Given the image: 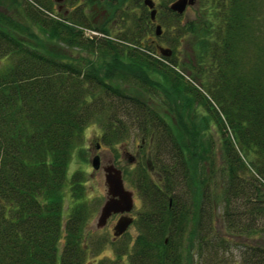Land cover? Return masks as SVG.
Instances as JSON below:
<instances>
[{
  "label": "trees",
  "instance_id": "16d2710c",
  "mask_svg": "<svg viewBox=\"0 0 264 264\" xmlns=\"http://www.w3.org/2000/svg\"><path fill=\"white\" fill-rule=\"evenodd\" d=\"M27 1L30 21L89 58L33 44L18 33L23 27L0 12V60L6 59L0 67V264L85 263L92 248L86 233L91 211L82 173L69 178L67 173L73 148L94 121L103 128L105 145L135 127L162 156L159 182L146 174L139 179L143 209L132 247L121 246L114 257L94 264H264L262 0H198L197 15L186 23L170 9L174 0H166L171 20L161 11L157 17L168 28L167 42L174 47L191 36L189 79L173 55L162 56L153 44L164 31L149 38L156 35L149 12L145 22L133 20L134 27L119 39L107 27L113 12L100 27L85 22L84 15L50 17V0ZM108 1L114 8L115 0ZM83 25L109 37L88 38ZM172 26L175 33H169ZM152 74L162 75L169 87ZM120 81L149 95L161 90L176 117L169 122L152 101L129 93ZM172 86L187 93L188 102L203 105L215 128L206 123L205 140H199L190 109L185 125ZM249 169L254 180H243ZM218 217L242 240L237 260L223 257L230 246L223 230L215 229ZM254 234L260 237L252 239Z\"/></svg>",
  "mask_w": 264,
  "mask_h": 264
},
{
  "label": "rangeland",
  "instance_id": "374dc122",
  "mask_svg": "<svg viewBox=\"0 0 264 264\" xmlns=\"http://www.w3.org/2000/svg\"><path fill=\"white\" fill-rule=\"evenodd\" d=\"M142 1L143 0H115V4L113 6L114 8H112L111 6H109V4L106 3V0H97V2L92 5L88 0H68L61 10H57V3L55 2L56 5L54 3L52 4V10H55L56 12L54 11V16L51 17L63 20L65 18H70V16L72 15H84V18H86L85 22L91 23L92 25L96 26H103V22L108 16V13L112 12L117 7L119 10L116 12L115 18L119 19V21L117 24H114L111 21L107 25V27H111L110 35L112 36V38L120 39L121 37L125 36L126 32L131 31V29L134 27L133 20L141 17L145 22V19L148 16L149 9L143 5ZM153 1L155 2V8H157V11L162 12L161 14L164 20H171L170 15L164 8V3H166L167 1ZM169 3L171 4V1ZM28 5L29 3L27 0H0V12L5 16L11 17L14 23H17L20 27H23L25 29L24 32L19 31L18 33H20L22 37L30 40L33 44L37 45L40 42L39 45H43V43H45L44 45H46V49H48L50 52L67 54L71 55L70 57L83 58L84 60L89 58V54L86 51H83L77 47L67 46L62 40L57 39L53 34L52 36H50L47 32L43 31L42 27L30 21L29 17H27L26 15V7ZM259 5V17L263 18L261 26H264V0H262L261 4ZM198 8V0H195V3L193 5L187 6L185 11L181 14V21H183V23H186L188 20L194 19L197 15ZM67 9L69 10L67 11L68 13L65 12ZM157 20L158 24L161 25V28L165 34L160 39L156 38L157 35L149 34V38H155L159 41L161 46L169 47L172 49V59H175L177 61L178 67L180 69L185 70L183 73L187 75V77H184L189 79L188 75L191 73V70L190 65H188L187 63H190V59H193L190 48V43L192 42L190 38L191 36L186 35L179 40L180 42L176 46H170L171 44L168 43V39H170L171 36L170 34H167L168 28L164 26L165 23L161 22L160 17H157ZM81 28L86 37H91V28L87 27L86 25H83ZM169 30V33H175V28L173 26ZM261 43L264 44V34L261 38ZM95 57L96 56H94L93 59ZM5 62L6 59L0 60V67L4 65ZM151 77L152 79L161 83L163 85V88L169 87V83L166 82L162 75L152 74ZM118 83L122 85L121 88H126L129 93L140 98H147L148 100L152 101L154 107H156V109L160 111V113L164 117L166 116L169 122L172 120L174 113L176 114V111H173L174 109H172L174 113L168 110V107L173 105V103L171 105L167 104V97L164 93H162L161 90H158L157 94L154 93V95H149L146 92L143 93L141 88H129L127 84L121 81ZM171 89H173L175 102H178V106L176 107L177 111L185 114V125L189 126L191 113L188 110L190 109L191 112H193L192 122H194L196 130H198V134L200 137L199 140H202V137L205 140L204 126L206 125V123L209 124L208 126L211 127V130H215V128L213 122L210 119L206 118L205 114L207 113L203 105L190 102V98L188 102V95L187 93H183V90H179L175 86H172ZM162 99L166 101V104H163L164 101L162 102ZM185 99L187 100V105L186 102H183ZM173 107L175 106L173 105ZM175 121L172 122L175 123ZM180 125L182 124H179V126ZM102 130L103 128L98 121L91 122L87 125L84 131L83 141L77 144L72 150V156L67 173L68 178L72 173H82L86 187V197L89 201V209L91 211V218L86 226V233L87 242L89 243V245H91L92 248L90 249L84 264H94L97 259L104 256L114 257L115 252L121 246L127 245L128 249L132 247V243L139 233V228L136 224L138 212L143 209V201L138 189V184L140 185V176L142 174H146L152 177L154 181L159 182V180L157 179L160 171L159 164L157 163L158 160H160L161 155L158 151L159 149L156 147V144H154V142L150 140V137H145L143 140L140 131L135 127H132L125 133V137L122 140H120L119 142H114L111 145H105L100 138ZM99 139L103 143V148L106 149H100L101 152L99 154L101 156V163L104 164L112 160L115 166L117 168H120L123 172L122 177L124 187L133 192L134 207L131 210L130 214L134 217L135 222L133 221V223L128 227L126 234L122 237H114L113 234L114 225L116 224L119 214H113L102 227H97L96 225L100 208L107 198V186L105 183L104 172L102 170L96 171L91 164V160L96 153L92 149V147L94 148L96 142ZM161 149L162 148H160V150ZM215 149L216 160L218 159V162H220L222 160V153L219 144ZM126 154L130 155L133 159L131 161L126 159ZM194 160L198 161L197 158H195ZM161 163L162 161H160V164ZM253 176H255L254 172L249 169L248 172L243 175V180H254ZM68 204L69 201L66 200L65 212L67 211ZM222 212L223 205L221 204L220 209L217 213L218 216H220L219 214H221ZM224 225L225 224L223 217H218L215 221V229H217V233H220V231L223 230V237L226 239V241H229L228 244L230 246L227 249L225 248L227 252H225V255L223 257L229 258V260H232V258L237 260L240 257L242 240L240 237L231 235L230 231L224 229ZM259 237L260 236L257 237V234L251 236L252 239H258ZM246 240H248L249 242H253L251 241V239ZM98 243L99 245L101 244V247L99 248L101 249V251L100 253H95L94 249L98 245ZM205 254H208V252H206ZM228 264L234 263L233 261H231Z\"/></svg>",
  "mask_w": 264,
  "mask_h": 264
},
{
  "label": "water",
  "instance_id": "95a60500",
  "mask_svg": "<svg viewBox=\"0 0 264 264\" xmlns=\"http://www.w3.org/2000/svg\"><path fill=\"white\" fill-rule=\"evenodd\" d=\"M144 4L151 9V20L156 18L155 2L153 0H144ZM195 0H174L170 4V9L177 14H182L187 6L193 5ZM155 32L160 35L162 28L160 24L155 27ZM159 51L164 56H169L172 50L168 47L159 46ZM92 167L97 169L99 167V158L94 156L91 160ZM108 173L105 175V183L107 186V198L103 202L96 225L102 227L113 214H119V217L114 225V237H119L124 234L128 227L133 223L131 210L134 207L133 192L124 187L122 172L115 165H111L106 170Z\"/></svg>",
  "mask_w": 264,
  "mask_h": 264
},
{
  "label": "flooded vegetation",
  "instance_id": "af4514ba",
  "mask_svg": "<svg viewBox=\"0 0 264 264\" xmlns=\"http://www.w3.org/2000/svg\"><path fill=\"white\" fill-rule=\"evenodd\" d=\"M51 1V3L53 4H55V2L57 3V10H61V9H63V6H64V4H66V1H68V0H50ZM90 3H91V5L92 4H94L95 2H97V0H88ZM144 1V0H143ZM142 1V3H143V5H145L144 4V2ZM109 1L108 0H106V3H108ZM72 3V2H71ZM51 7H52V5H51ZM147 7V6H146ZM143 8V7H142ZM148 9H149V13L151 12V9L149 8V7H147ZM119 9L116 7L112 12L114 13V17H113V19H112V22L114 23V24H117L118 23V21H119V19H116L115 18V15H116V12L118 11ZM156 10H157V8H156ZM53 11V10H52ZM55 11V10H54ZM50 12L49 13V16L51 17V16H54V14L53 13H55V12ZM67 11H69L68 9L65 11V12H67ZM158 12V11H157ZM157 12H156V15H157ZM68 13V12H67ZM110 16H111V12H109L108 13V16L105 18V21L103 22V25L105 24V23H107L108 22V20L110 19ZM122 18H123V16H122ZM121 18V19H122ZM158 20H157V17L155 18V20L153 21L152 20V22L155 24V27H156V25L158 24V22H157ZM100 27H102V26H100ZM92 30L93 31H95L96 32V35L97 36H103V37H109L108 35H107V33H105L104 31H102V30H100V29H96V28H92ZM110 31V30H109ZM159 36V35H158ZM153 44L155 45V47H156V49L157 50H159V46H161L160 45V43H158L156 40H153ZM102 142L100 141V139L96 142V144H95V146H94V148L92 147V149L96 152L94 155L96 156H98V158H99V167L97 168V169H95L96 171H99V170H102L103 172H104V177H105V175L108 173L106 170L107 169H109V167L111 166V165H115L114 163H113V161L111 160V161H108L107 163H101V161H100V158H101V156H100V149L101 148H103V146H102ZM103 149H105V148H103ZM106 150V149H105ZM104 150V151H105ZM126 159H128L129 161H131L133 158L130 156V155H128V154H126ZM116 167V166H115ZM120 169V168H119ZM121 170V169H120ZM121 172H122V170H121ZM122 174H123V172H122Z\"/></svg>",
  "mask_w": 264,
  "mask_h": 264
}]
</instances>
